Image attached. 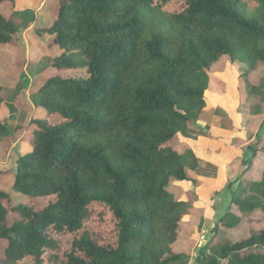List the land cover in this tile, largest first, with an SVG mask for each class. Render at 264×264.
Returning a JSON list of instances; mask_svg holds the SVG:
<instances>
[{
  "label": "trees",
  "instance_id": "obj_1",
  "mask_svg": "<svg viewBox=\"0 0 264 264\" xmlns=\"http://www.w3.org/2000/svg\"><path fill=\"white\" fill-rule=\"evenodd\" d=\"M54 1L52 23L36 26L35 9L0 0L13 8L0 9V48L34 25L62 50L43 56L34 76L47 79L28 103V81L0 84L14 123L0 119V144L18 137L32 147L16 159L17 202L0 178V264H185L186 202L170 186L198 157L175 139L197 134L209 70L223 56L247 63L246 76L264 65V0ZM258 212L264 175L233 191L197 264H264V226L230 236Z\"/></svg>",
  "mask_w": 264,
  "mask_h": 264
},
{
  "label": "rangeland",
  "instance_id": "obj_2",
  "mask_svg": "<svg viewBox=\"0 0 264 264\" xmlns=\"http://www.w3.org/2000/svg\"><path fill=\"white\" fill-rule=\"evenodd\" d=\"M15 8L35 9L38 14L36 26L50 25L56 16L54 0H17ZM0 9L9 15L13 8L4 4ZM51 39L48 32L39 33L33 25L15 34L11 44L0 48V84L14 87L23 79L28 81L22 91V99L27 103L30 94L47 79L34 76L47 66L43 56L55 57L62 52L59 47L49 44ZM248 70L247 63L223 56L209 70L206 108L201 118L192 124L197 134H180L175 139L176 145L190 147L198 157L197 164L187 169L189 178L184 181L173 179L170 186L176 198L186 202L178 244L186 255L185 264H197V258L212 239L216 223L226 212L232 193L240 183L264 175V154L259 152L253 159L254 149L264 147V93L260 101L249 90L251 83L264 88V65L246 76ZM49 73L51 76H70L86 74V71L50 69ZM37 111L41 113V110ZM259 111L261 114L258 115ZM0 115L4 118L6 112ZM19 139L12 137L0 144V178L3 188L11 192L16 202L20 198L12 191L16 159L31 149L29 140H25L23 146L15 145ZM47 202V198L40 201L42 205ZM263 226L264 215L258 212L245 218L230 236L237 240L251 227L259 229Z\"/></svg>",
  "mask_w": 264,
  "mask_h": 264
},
{
  "label": "crops",
  "instance_id": "obj_3",
  "mask_svg": "<svg viewBox=\"0 0 264 264\" xmlns=\"http://www.w3.org/2000/svg\"><path fill=\"white\" fill-rule=\"evenodd\" d=\"M6 112V116L4 117V118H2L1 117V115H0V119L1 120H3V121H7L8 122V124L11 126V127H14V123H13V121H8L9 120V115H10V112H9V109H8V107L5 105V104H0V114L2 113V112ZM23 142L24 141H22V140H17V143H15V145L16 144H18V146L20 147L21 145L23 146ZM31 146V145H30ZM31 149H32V147H31ZM31 149H29L27 152H29ZM26 152V153H27ZM26 153H24V154H26ZM23 155V154H22Z\"/></svg>",
  "mask_w": 264,
  "mask_h": 264
}]
</instances>
